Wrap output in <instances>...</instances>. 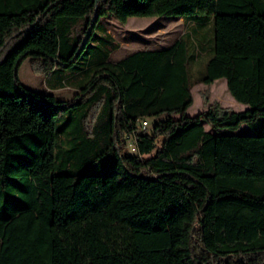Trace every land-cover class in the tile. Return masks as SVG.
I'll return each mask as SVG.
<instances>
[{
    "label": "trees",
    "instance_id": "16d2710c",
    "mask_svg": "<svg viewBox=\"0 0 264 264\" xmlns=\"http://www.w3.org/2000/svg\"><path fill=\"white\" fill-rule=\"evenodd\" d=\"M172 16L170 48L111 63L106 33L77 67L101 19ZM218 80L248 110L186 116ZM0 264H264V0H0Z\"/></svg>",
    "mask_w": 264,
    "mask_h": 264
},
{
    "label": "rangeland",
    "instance_id": "374dc122",
    "mask_svg": "<svg viewBox=\"0 0 264 264\" xmlns=\"http://www.w3.org/2000/svg\"><path fill=\"white\" fill-rule=\"evenodd\" d=\"M203 16V15H200ZM189 20L181 17H133L130 18L126 25H121L115 18H103L98 24L93 34V41L90 48H87L85 54L77 61V67H86L87 60L85 57L101 55L103 48L100 47V41L106 36V33L114 38L117 50L110 54L109 62L117 63L137 52L141 51H160L170 48L177 42L188 30H190ZM204 35L208 36V28L204 27ZM202 34V35H203ZM93 46V47H92ZM98 46L97 49L94 47ZM201 47V45H199ZM209 47V46H207ZM197 48V47H196ZM212 48L210 45L209 49ZM200 63L192 67L193 74L197 78L200 72L204 71L208 61L213 57V53L206 51V47H201ZM90 56V57H91ZM19 79L21 84L28 90L38 94H50L58 100H71L74 92L70 88L57 91H47L45 80L42 75L33 71L29 60L23 62L19 69ZM194 104L186 112L188 117H196L198 114L205 112L208 108L219 103L220 106L229 111L241 113L248 110V106L240 104L234 100L227 89L225 80H218L211 86H205L197 83L192 90ZM97 113V111H95ZM91 120L93 117L91 116ZM206 130L214 133L208 126ZM248 127H243L240 134H249ZM132 141V142H131ZM134 140L128 141V150L132 155L137 154Z\"/></svg>",
    "mask_w": 264,
    "mask_h": 264
},
{
    "label": "crops",
    "instance_id": "0c3cea01",
    "mask_svg": "<svg viewBox=\"0 0 264 264\" xmlns=\"http://www.w3.org/2000/svg\"><path fill=\"white\" fill-rule=\"evenodd\" d=\"M45 80V79H44ZM45 84V87L47 88V91L49 92V91H57V90H53V89H51V88H49L48 86H47V84H46V82L44 83ZM67 89L68 88H70V87H66ZM63 89H65V88H63ZM73 92H74V96H75V94L77 93V89H75V88H70ZM58 90H61V89H58ZM48 95H50V94H48ZM73 96V97H74ZM55 97V96H54Z\"/></svg>",
    "mask_w": 264,
    "mask_h": 264
},
{
    "label": "built area",
    "instance_id": "2783aa9c",
    "mask_svg": "<svg viewBox=\"0 0 264 264\" xmlns=\"http://www.w3.org/2000/svg\"><path fill=\"white\" fill-rule=\"evenodd\" d=\"M149 127V123H148V121H143L142 122V126H141V128H142V130H145L146 128H148ZM134 145V144H133Z\"/></svg>",
    "mask_w": 264,
    "mask_h": 264
}]
</instances>
